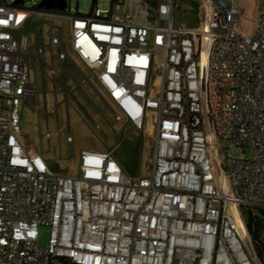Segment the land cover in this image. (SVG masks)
Segmentation results:
<instances>
[{
    "label": "built area",
    "instance_id": "obj_1",
    "mask_svg": "<svg viewBox=\"0 0 264 264\" xmlns=\"http://www.w3.org/2000/svg\"><path fill=\"white\" fill-rule=\"evenodd\" d=\"M202 2L194 28L172 25L174 0L155 8L133 0L135 12L128 0H111L110 10L95 5L87 15H66L72 53L112 102L96 92L112 114L110 127L151 128L149 169L133 178L108 152L81 151L75 177L51 170L41 152L29 154L20 114L37 106L35 64L44 110L45 67L53 87L45 120L57 118L60 104L68 112L88 78L64 51L61 27L57 36L47 31L48 60L39 31L37 46L22 51L14 32L31 10L0 0V264H260L241 209L264 210V12L240 35L232 0ZM66 123L71 152L68 116ZM209 131L241 155L221 159ZM44 136L48 142V131ZM40 226L49 229L45 246L37 245Z\"/></svg>",
    "mask_w": 264,
    "mask_h": 264
},
{
    "label": "rangeland",
    "instance_id": "obj_2",
    "mask_svg": "<svg viewBox=\"0 0 264 264\" xmlns=\"http://www.w3.org/2000/svg\"><path fill=\"white\" fill-rule=\"evenodd\" d=\"M7 4L12 3L14 0H5ZM42 0H24L22 7L31 10L30 17L26 20L22 28L14 32L15 40L21 44L22 51H25L28 45L37 46L38 40L36 31H39L41 36V44L43 45V55L48 60V44L47 31L53 27L51 34L57 36L56 27L62 28L63 48L64 51L70 56L84 73L88 71L83 68L81 63L76 59L70 48V20L68 14L74 16L75 14L87 15L95 7L100 11L110 10L111 0H96L94 5L92 0H64L66 8L59 12L62 15H53L43 13L38 16L35 10L39 9L38 5ZM234 5L241 9L242 15L240 20L235 24L236 30L243 35H248L252 28V22L255 17L262 12L264 0H233ZM178 3L179 0H176ZM186 16L182 8L176 9L173 17V26L194 27L196 26L195 20L186 21ZM19 34H22L19 37ZM36 48L34 49V51ZM59 49L53 47V53L57 54ZM66 69L75 75L68 59L65 61ZM35 70L32 81L35 84V91L37 93V106L23 107L21 117V131L23 134L24 147L28 151L43 153L44 159L47 161L49 168L56 173L68 176L79 175L80 152L82 150H98L108 152L117 160L127 175H140V172L145 166L148 170L150 166V156L154 146V138L150 133L148 123H145L143 130L137 131L130 125L124 123L114 124L113 128L110 125L113 123L112 114L109 110L105 109V104L100 96L91 91V89L84 85L81 90H75L73 97L69 99L68 109V129L72 137L71 152L69 151L68 144L66 143L67 137V123H66V110L62 103L63 96L58 94L56 96L57 103L60 104L57 109V118L55 115H50L45 120V111L50 112L54 108V95L52 83L48 79L49 70L44 68L45 78V103L42 94V83L39 65L35 64ZM54 70L61 78L60 67L55 64ZM79 82L80 78L76 77ZM58 89L62 88L60 83H56ZM75 85L70 79H67V89L73 91ZM105 102L110 106L112 102L104 94L101 95ZM89 99L99 108L104 110V116L94 117L95 122L100 126L101 132L94 131L87 125L89 122V113H92L91 103ZM2 111L0 110V114ZM49 133V141L45 138V133ZM62 133L58 134L59 132ZM104 135L107 136L105 140ZM209 142L215 148L217 155L224 159L226 156L237 157L240 156L242 150L237 147L228 146L224 141L217 140L211 131H209ZM71 153V154H70ZM251 150L246 148L244 156L249 158ZM222 192L230 195L228 188V181L224 180L222 185ZM39 237L37 240L38 246H45L49 235V229L44 226L38 228Z\"/></svg>",
    "mask_w": 264,
    "mask_h": 264
},
{
    "label": "crops",
    "instance_id": "obj_3",
    "mask_svg": "<svg viewBox=\"0 0 264 264\" xmlns=\"http://www.w3.org/2000/svg\"><path fill=\"white\" fill-rule=\"evenodd\" d=\"M144 1H146V2H148L149 3V6L151 7V8H155V6L161 1V0H144ZM174 9H173V12H172V25H173V17H174V13H175V10L176 9H181L182 8V10H183V13H184V15L186 16V21L188 20V21H192L191 20V18L193 19V20H195V22H196V26H197V24H198V22H199V15H201L200 14V11L202 12V10H203V8H204V6H203V2H202V0H179V2L177 3L176 2V0H174ZM232 5L239 11V16H238V21L240 20V17H241V15H242V11H241V9L240 8H238V7H236L235 5H234V1L232 0ZM126 8H127V10H129V11H131V12H135L136 11V8H135V5H134V3H133V0H128V5H126ZM264 12V5H263V10H262V12L261 13H259L256 17H255V19H254V21L251 23L252 24V28H251V31L249 32V34L252 32V30H253V26H254V23H255V21H256V19L258 18V16H260L262 13ZM182 26H184L183 24H182ZM185 28H194V27H191V26H189V27H186V26H184ZM235 27V26H234ZM235 30H236V28H235ZM236 32L237 33H239L237 30H236ZM240 34V33H239ZM240 35H243V34H240ZM75 62V61H74ZM76 63V62H75ZM82 65V64H81ZM78 68L80 69V70H82V73L88 78V81L87 82H85L84 84H82L81 85V89L83 88V86L84 85H87L90 89H91V91H93L94 93H96V92H98L100 95H105L106 96V94H105V92L103 91V89L100 87V85L98 84V82L95 80V77H94V75L93 74H90L89 73V71H88V74H86V73H84V70L83 69H81L79 66H78ZM84 68V67H83ZM85 69V68H84ZM86 70V69H85ZM80 78V77H79ZM97 94V93H96ZM92 102V100H90L89 99V103H91ZM93 103V102H92ZM94 104V103H93ZM95 105V104H94ZM96 106V105H95ZM97 107V106H96ZM91 108H92V113H89V115H88V117H89V122H87V125H89V127H91V129L92 130H94L93 129V126H92V123H91V121H90V118L91 119H93L94 121H95V118L94 117H100L99 115H97L96 114V111L94 110V108H93V106H92V104H91ZM99 109V108H98ZM66 110V109H65ZM100 111H102V110H100ZM66 114H67V116H68V112H66ZM102 117V116H101ZM122 122V121H121ZM124 122V121H123ZM118 123H120V122H118ZM124 123H126V122H124ZM126 124H128V123H126ZM128 125H130V124H128ZM131 126V125H130ZM132 127V126H131ZM149 130H150V133H151V128L149 127L148 128ZM95 131V130H94ZM59 134V133H58ZM72 138V137H71ZM108 138V137H107ZM23 145H24V143H23ZM25 146V145H24ZM82 151H97V152H103V151H98V150H82ZM29 152V154H34L35 152H33V151H28ZM37 153V152H36ZM43 154V153H42ZM44 158V157H43ZM114 159V158H113ZM115 160V159H114ZM118 164H119V162L117 161V160H115ZM47 162V161H46ZM119 166H120V164H119ZM121 167V166H120ZM121 169H122V171L127 175V173L123 170V168L121 167ZM145 169V166H143V169H142V171L140 172V175H132V174H130V175H127V176H129V177H133V178H138V177H140L141 175H142V173H143V170Z\"/></svg>",
    "mask_w": 264,
    "mask_h": 264
},
{
    "label": "trees",
    "instance_id": "obj_4",
    "mask_svg": "<svg viewBox=\"0 0 264 264\" xmlns=\"http://www.w3.org/2000/svg\"><path fill=\"white\" fill-rule=\"evenodd\" d=\"M96 0H92L94 5ZM39 10V9H37ZM46 13H59L60 11L51 9L44 11ZM241 215L244 221L245 228L251 240L253 251L259 260L260 264H264V210L242 208ZM61 264H67L61 262Z\"/></svg>",
    "mask_w": 264,
    "mask_h": 264
},
{
    "label": "water",
    "instance_id": "obj_5",
    "mask_svg": "<svg viewBox=\"0 0 264 264\" xmlns=\"http://www.w3.org/2000/svg\"><path fill=\"white\" fill-rule=\"evenodd\" d=\"M23 2L24 0L13 1L14 4H23ZM38 8L43 10H64L66 8V2L64 0H42L39 3Z\"/></svg>",
    "mask_w": 264,
    "mask_h": 264
},
{
    "label": "clouds",
    "instance_id": "obj_6",
    "mask_svg": "<svg viewBox=\"0 0 264 264\" xmlns=\"http://www.w3.org/2000/svg\"><path fill=\"white\" fill-rule=\"evenodd\" d=\"M39 10H41V11H46V10H43V9H39ZM58 11H62V10H58ZM46 13V12H45Z\"/></svg>",
    "mask_w": 264,
    "mask_h": 264
}]
</instances>
